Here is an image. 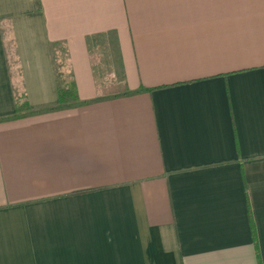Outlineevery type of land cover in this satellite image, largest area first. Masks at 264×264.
<instances>
[{
	"label": "crops",
	"instance_id": "obj_1",
	"mask_svg": "<svg viewBox=\"0 0 264 264\" xmlns=\"http://www.w3.org/2000/svg\"><path fill=\"white\" fill-rule=\"evenodd\" d=\"M0 264H264V0H0Z\"/></svg>",
	"mask_w": 264,
	"mask_h": 264
},
{
	"label": "rangeland",
	"instance_id": "obj_2",
	"mask_svg": "<svg viewBox=\"0 0 264 264\" xmlns=\"http://www.w3.org/2000/svg\"><path fill=\"white\" fill-rule=\"evenodd\" d=\"M91 52L93 58L95 57V65L99 71H103L104 74L110 70L108 64L111 63V58L114 59V52L111 50L110 46L104 44L103 39H94L91 43ZM61 74V73H59ZM106 76V75H103Z\"/></svg>",
	"mask_w": 264,
	"mask_h": 264
},
{
	"label": "trees",
	"instance_id": "obj_3",
	"mask_svg": "<svg viewBox=\"0 0 264 264\" xmlns=\"http://www.w3.org/2000/svg\"><path fill=\"white\" fill-rule=\"evenodd\" d=\"M58 77L61 78V74H58ZM66 84L65 83H59V88H58V96H59V103L60 106L54 108V110H58V109H63L64 107H69L71 106V104H63V102H65L64 100L70 102V101H74L73 100V92L71 91V89L66 88ZM19 114H16L13 118H18Z\"/></svg>",
	"mask_w": 264,
	"mask_h": 264
}]
</instances>
